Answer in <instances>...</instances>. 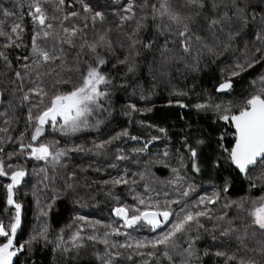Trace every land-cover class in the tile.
Listing matches in <instances>:
<instances>
[{
  "label": "snow or ice",
  "instance_id": "obj_1",
  "mask_svg": "<svg viewBox=\"0 0 264 264\" xmlns=\"http://www.w3.org/2000/svg\"><path fill=\"white\" fill-rule=\"evenodd\" d=\"M38 252L264 264V0H0V264Z\"/></svg>",
  "mask_w": 264,
  "mask_h": 264
},
{
  "label": "trees",
  "instance_id": "obj_2",
  "mask_svg": "<svg viewBox=\"0 0 264 264\" xmlns=\"http://www.w3.org/2000/svg\"><path fill=\"white\" fill-rule=\"evenodd\" d=\"M191 86V85H189ZM166 92H161L159 94V96L155 97V102H156V108L154 109L153 113L149 114V116L147 117V119L149 120V122L154 123V124H175L176 127H179V124L182 123V121H178V116L181 114V112L183 111V113L185 114L186 118L188 120H192L194 122H199L200 124L204 125L207 122L203 121V120H199L194 114H189L187 113V110H180V109H176V108H165L162 107V105L166 102ZM125 101L124 99L118 100L116 101V108L117 110L120 108L121 104H123ZM140 106H143V102H140ZM124 121L125 118L120 116L118 111L115 114V119L112 123V125L110 126L112 129H119L120 127L124 126ZM96 134L93 133L91 135L86 134L87 138H92L94 137ZM162 145H157L156 147H154L152 150L153 152H155L157 150L158 147H161ZM161 174V173H158ZM91 203L89 204V207L87 209H83V210H79L81 211V214H88L90 215V218H96V219H103L102 214L104 216H107V210L105 209L103 203L101 202L99 207L97 208H93L91 207ZM73 208V205L71 204V202H65L64 204L60 205V216L62 217L61 223H63L64 220H67L69 218V215L71 213V210ZM96 212V213H92ZM96 215V216H95ZM32 216V211L31 208L29 207L28 213H27V218L31 219ZM99 217V218H97ZM35 260H36V264H50V260H51V256L49 255H43L42 253H37L35 256Z\"/></svg>",
  "mask_w": 264,
  "mask_h": 264
},
{
  "label": "rangeland",
  "instance_id": "obj_3",
  "mask_svg": "<svg viewBox=\"0 0 264 264\" xmlns=\"http://www.w3.org/2000/svg\"><path fill=\"white\" fill-rule=\"evenodd\" d=\"M92 213H96V212H93V210H92ZM96 216V215H95ZM102 218H106V216H104L103 214H102ZM97 218H99V217H97Z\"/></svg>",
  "mask_w": 264,
  "mask_h": 264
}]
</instances>
